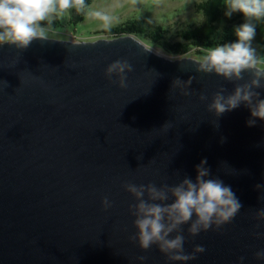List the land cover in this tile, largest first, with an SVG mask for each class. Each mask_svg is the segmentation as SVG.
Masks as SVG:
<instances>
[{
  "label": "water",
  "instance_id": "obj_1",
  "mask_svg": "<svg viewBox=\"0 0 264 264\" xmlns=\"http://www.w3.org/2000/svg\"><path fill=\"white\" fill-rule=\"evenodd\" d=\"M115 61L129 67L107 74ZM200 63L133 36L0 45V264H182L131 238L138 201L124 185H154L171 203L170 189L195 182L202 159L205 179L229 186L241 207L195 236L190 222L170 233L184 236L186 254L204 248L184 264H264L255 255L264 250V121L248 126L243 104L209 108L254 71L229 80Z\"/></svg>",
  "mask_w": 264,
  "mask_h": 264
},
{
  "label": "clouds",
  "instance_id": "obj_2",
  "mask_svg": "<svg viewBox=\"0 0 264 264\" xmlns=\"http://www.w3.org/2000/svg\"><path fill=\"white\" fill-rule=\"evenodd\" d=\"M84 7V0H0V45L7 43L25 48L33 39L43 36L45 29L42 21L50 22L57 13L70 8L80 12ZM236 13L241 15L243 22L233 25L234 39L208 47L201 57L200 67L204 72H213L229 80L240 79L241 73L246 70L254 71V78L249 84L236 87L228 97L217 93L209 105L217 114H222L243 104L249 109L251 117L246 123L252 126L257 119L264 121V99L254 91L261 87L260 81L264 79V59L256 55L252 46L256 24L264 21V0H225L224 17L231 18ZM93 15L108 21V17L99 11ZM128 67L126 62L115 61L107 67L106 73H123ZM120 82L123 83L122 76ZM205 163L206 160L202 159L196 165L195 182L186 178L170 189L171 203H160L168 196L154 185L146 188L131 183L124 185L125 190L138 201L130 206L136 229L131 238L136 240L140 249L147 250L155 244L169 261L184 264L195 259V254L202 253L204 248L196 245L192 253L186 254L184 236L178 234L169 238L170 233L190 222L188 232L195 236L201 230H207L213 224L227 223L235 216L241 207L238 199L231 188L220 180L205 179L209 175ZM145 191L148 193L147 200L143 199ZM101 204L105 209L111 207L107 197L102 199ZM257 216L264 218V210H260ZM255 255L257 259H264V250L257 251ZM138 259L143 262L145 258L141 256ZM240 259L243 260L242 257Z\"/></svg>",
  "mask_w": 264,
  "mask_h": 264
},
{
  "label": "rangeland",
  "instance_id": "obj_3",
  "mask_svg": "<svg viewBox=\"0 0 264 264\" xmlns=\"http://www.w3.org/2000/svg\"><path fill=\"white\" fill-rule=\"evenodd\" d=\"M202 0H94L88 9L87 15L82 23L73 26L70 22L71 10L67 9L57 13L52 20H57L54 26L46 25L42 37L54 40H63L71 42H95L97 40H109L111 38L106 30L119 25L130 19L143 18L150 24H155L168 31V36L173 41H178L177 34L185 28H192L199 24L201 15L195 10ZM101 12L108 17L105 22L96 18L93 13ZM231 20V18H230ZM50 21V22H51ZM48 22V21H46ZM243 21L233 19L226 20L222 27L221 33L232 35L233 25H238ZM231 24V25H230ZM135 37V36H133ZM149 49H155L164 56L171 59L190 58L201 61L205 50L196 52L191 49L183 56H169L161 49L135 37ZM262 44V45H261ZM252 46L256 49V55L264 59V21L257 22L256 35L253 39ZM257 67H261L257 65Z\"/></svg>",
  "mask_w": 264,
  "mask_h": 264
},
{
  "label": "trees",
  "instance_id": "obj_4",
  "mask_svg": "<svg viewBox=\"0 0 264 264\" xmlns=\"http://www.w3.org/2000/svg\"><path fill=\"white\" fill-rule=\"evenodd\" d=\"M93 1L84 0L85 7L80 12L72 8L70 22L73 26L76 27L84 21ZM195 10L201 15L199 24L180 31L177 34L178 41L170 39L166 29L150 24L143 18L126 20L104 32L110 37L112 36L111 38L135 36L161 49L167 55L176 57L186 55L191 49H196V52L200 53L199 51L206 50L217 43L233 40V35H226L225 31L221 33V26L226 20L233 21V19H237L243 21L239 13L233 14L231 20L224 17L225 0H202L195 5ZM41 24L43 26H54L57 24V20L42 21Z\"/></svg>",
  "mask_w": 264,
  "mask_h": 264
},
{
  "label": "bare ground",
  "instance_id": "obj_5",
  "mask_svg": "<svg viewBox=\"0 0 264 264\" xmlns=\"http://www.w3.org/2000/svg\"><path fill=\"white\" fill-rule=\"evenodd\" d=\"M151 43V42H150ZM262 45V44H261ZM148 48V47H147ZM153 53H155V54H159V55H162V56H164L161 52H159V51H157V50H155V49H150ZM166 57V56H165Z\"/></svg>",
  "mask_w": 264,
  "mask_h": 264
}]
</instances>
